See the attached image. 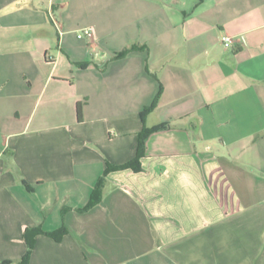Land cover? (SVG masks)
<instances>
[{
    "label": "crops",
    "instance_id": "0c3cea01",
    "mask_svg": "<svg viewBox=\"0 0 264 264\" xmlns=\"http://www.w3.org/2000/svg\"><path fill=\"white\" fill-rule=\"evenodd\" d=\"M36 226L31 264H264V0H0V261Z\"/></svg>",
    "mask_w": 264,
    "mask_h": 264
},
{
    "label": "trees",
    "instance_id": "16d2710c",
    "mask_svg": "<svg viewBox=\"0 0 264 264\" xmlns=\"http://www.w3.org/2000/svg\"><path fill=\"white\" fill-rule=\"evenodd\" d=\"M145 47H139L136 45L126 47L120 52H118L115 55V58H122L128 55L130 52L133 51H138V50H144ZM162 90L158 93L154 101L147 107L142 112L143 120L145 117L155 109L159 102V98L161 96ZM169 128L168 123H161L159 125H156L154 127H147L146 125L143 127V129L138 133V148H137V153L136 156L131 159L130 161L120 164V165H113V164H108L107 169L105 170L104 176L99 180V182L96 185V189L94 191V195H97L98 191L101 189L105 176L112 171L115 170H121V169H132L136 172L141 171L142 168V158L146 154V144L149 139V137L159 131H164ZM98 197V196H96ZM96 197L93 196V203L97 201ZM67 232V229L65 226L61 227L60 229L54 231V232H45L41 226H36V227H27L24 231V240L26 242V252L25 254L18 260H2L0 261V264H31V257L33 253V249L35 246L36 242V236L42 233H46L53 238H55L57 241H60L65 233Z\"/></svg>",
    "mask_w": 264,
    "mask_h": 264
},
{
    "label": "built area",
    "instance_id": "2783aa9c",
    "mask_svg": "<svg viewBox=\"0 0 264 264\" xmlns=\"http://www.w3.org/2000/svg\"><path fill=\"white\" fill-rule=\"evenodd\" d=\"M93 35V28H85L81 31L80 34H78L79 38H82L83 36H92ZM219 37L221 39V42L224 44L225 47L230 48L235 43V38L227 33H224L221 31L219 33Z\"/></svg>",
    "mask_w": 264,
    "mask_h": 264
}]
</instances>
